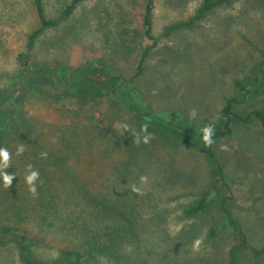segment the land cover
<instances>
[{"label": "rangeland", "instance_id": "1", "mask_svg": "<svg viewBox=\"0 0 264 264\" xmlns=\"http://www.w3.org/2000/svg\"><path fill=\"white\" fill-rule=\"evenodd\" d=\"M152 1L157 44L138 71L145 0H80L65 17L69 0H41L57 21L30 47L32 0H0V147L16 175L8 189L0 181V264H22V243L33 264H264L250 251L264 244V160L245 147H264V133L231 120L206 147L200 132L223 122L227 98L235 114L264 110V0H235L167 37L201 0ZM120 123H147L154 138L137 146ZM202 199V213L184 215Z\"/></svg>", "mask_w": 264, "mask_h": 264}, {"label": "trees", "instance_id": "2", "mask_svg": "<svg viewBox=\"0 0 264 264\" xmlns=\"http://www.w3.org/2000/svg\"><path fill=\"white\" fill-rule=\"evenodd\" d=\"M80 0H69V3L64 7L63 11L61 12V17H65L70 14L71 10L74 8V6L79 2ZM235 0H201V3L199 7L196 9V11L193 13L191 17L184 21H180L177 23H173L171 25H168L165 27L163 31V37H167L172 32L180 29H187L189 28L193 23L200 20L203 15L213 9L229 5ZM152 0H145L143 5V12L141 16V29H142V36L147 40V44L143 46V48L140 50L138 60H137V66L136 69L138 71H141V68L143 66V63L145 62L148 53L156 46L157 44V38L154 37L151 32V20H150V13L152 8ZM34 11L37 17L38 25L37 28L32 31L27 36V47H30L37 38L40 33L43 32L46 28L53 27L56 24L55 20H47L42 12V6H41V0H32ZM61 81L55 80V84L58 87L60 85ZM110 96L116 95L120 96L118 92H112L109 93ZM237 103L236 99L234 98H227L224 100L223 107L221 108V116L223 119V122H221L218 126L214 127L215 134L213 137V140H217L224 137H229L232 133V129L230 126L231 120H234L235 122L241 124V125H247L251 122L256 123L259 130L264 133V110L263 109H252L246 113L243 114H235L232 112V106L233 104ZM131 109V108H129ZM132 110V109H131ZM142 110V109H140ZM133 111V110H132ZM134 112V111H133ZM136 112V111H135ZM138 112V110H137ZM19 137L23 141H27V138L24 134L20 133ZM246 149L250 150V147L253 148V152L264 160V147L259 142H254L253 140L248 139L245 143ZM109 151V150H108ZM210 151V148H209ZM210 154L212 155V152L210 151ZM217 175L221 174V168L216 163V161L213 159ZM206 199H202L199 202H197L195 205L190 206L186 210H184V215L191 216L197 213H202L206 208ZM21 242L25 240L24 236H19ZM20 258L22 264H33L30 259L28 258V252L26 245L23 243L19 246ZM250 251L254 257H259L264 254V244L258 248H250ZM63 255L66 257H74V258H80V254L77 252H73L70 250L63 251Z\"/></svg>", "mask_w": 264, "mask_h": 264}, {"label": "clouds", "instance_id": "3", "mask_svg": "<svg viewBox=\"0 0 264 264\" xmlns=\"http://www.w3.org/2000/svg\"><path fill=\"white\" fill-rule=\"evenodd\" d=\"M198 113L196 109H192L189 113V120H195ZM118 129V136L123 135V133H132L133 143H135L137 146H139L141 143L148 144L154 137L152 133L148 132V124L145 123L141 126L140 131L137 132L135 129H133L130 125L127 123H120L115 126ZM201 132V139L202 143L206 147H211L214 144V134L215 129L214 126L211 124H206L200 128ZM53 143L56 142V139L53 138ZM222 151H227L228 148L226 145L221 146ZM25 151V146L23 144H20L16 148V155L19 157L21 156ZM41 159L47 158V152H42L40 154ZM11 159L12 154L9 152V150L6 147H0V181H2L3 187L5 189H8L12 185L13 179L16 177L15 174H9L5 170L8 169L11 166ZM26 175H25V184L27 185V190L29 194L35 198L38 196L37 187H36V181L39 179V172L37 170L33 169V166L31 164L27 165L26 168ZM148 177L147 176H140L139 178V184H147ZM131 192L136 195H143L142 189L137 184H132L130 188ZM203 243V240L201 238H197L192 243V251L198 252L200 250V247Z\"/></svg>", "mask_w": 264, "mask_h": 264}]
</instances>
